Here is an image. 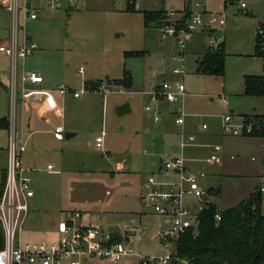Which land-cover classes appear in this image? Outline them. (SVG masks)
Instances as JSON below:
<instances>
[{"label":"rangeland","instance_id":"rangeland-1","mask_svg":"<svg viewBox=\"0 0 264 264\" xmlns=\"http://www.w3.org/2000/svg\"><path fill=\"white\" fill-rule=\"evenodd\" d=\"M183 1L137 0L134 6L138 4V7L132 10L128 7L133 4H128L127 0H62L59 10L47 11L45 19L27 21L26 26L38 47L36 51L40 53L36 66L51 82L75 88L83 87L85 80L100 79L101 83L108 84L106 77L110 80L120 78L127 69L133 77V85L127 89L112 82L105 91H88L87 88L81 95V100L86 98L94 107L92 126L80 131L70 142L64 138L66 144L63 146L58 145L67 157L65 171L59 174L42 171L34 178L35 195L29 199L20 234L23 246L59 237L55 224L62 218L63 211L75 208L88 213L89 224L100 228L102 233L126 225L135 226L137 232L129 246L132 251L144 256L162 253L159 240L154 236L162 218L143 207L137 180L115 168L120 162L145 175L156 172L149 167L150 162L156 164L160 158L166 160L170 154L181 153L179 139L173 137L162 142L159 138L161 133L174 129L173 118L163 117L155 124L144 109L149 97L141 92L152 90L153 85L162 81H180L173 69L182 67L174 60L178 52L175 39L160 37L159 26L165 17L162 15L145 26L142 14L145 9L168 7L174 11L167 16L171 20L184 19L195 3L201 5L194 6L197 11L226 13L225 24L215 25L210 36L202 29L186 34L182 79L185 97L179 102L186 112L201 115L199 122L195 116L188 117L193 126L200 127L204 123L205 132H209L207 138L202 137L203 133L195 136L194 144L227 146L220 164L207 169L213 174L210 175L212 184L221 188V193L211 196V200L225 209L258 190L259 175L264 169V137L226 134L222 129V116L230 109L238 121L243 120L241 114H248L254 108L264 114V97L248 96L243 90V74L264 75V45L263 56L255 54L257 27L262 24L264 32V0H234L226 6L224 0H192L191 6L182 8ZM241 3L245 7H241ZM7 23L8 13L0 7V28ZM210 39L213 48L223 41L226 53L223 76L195 73L197 53ZM126 51H140L142 55L125 56ZM80 66L83 74L77 71ZM129 100L132 110L117 115L116 107ZM101 130L105 133L102 149L95 145V137ZM192 150L198 149L187 148L185 152ZM157 178L165 180L163 176ZM260 210L264 214V190L260 193ZM141 227L148 229L141 232ZM102 264L138 263L130 255L118 262L103 261Z\"/></svg>","mask_w":264,"mask_h":264},{"label":"built area","instance_id":"built-area-1","mask_svg":"<svg viewBox=\"0 0 264 264\" xmlns=\"http://www.w3.org/2000/svg\"><path fill=\"white\" fill-rule=\"evenodd\" d=\"M61 0H44L48 10L60 7ZM133 3L137 0H127ZM36 0H0V6L10 13V28L6 40L0 41V53L5 54L11 61L10 92L12 104L16 101L17 84L19 92L23 94L27 85L35 86L42 82L43 76L37 70H26L24 59L31 55L37 48V44L31 40L26 30V20L38 17ZM195 7L201 6L195 3ZM244 7V3L240 4ZM174 11L167 10L163 13L165 20L159 26V34L162 39L173 37L178 48L174 56L176 62L183 63L185 52V37L188 32L198 29H207L215 25L222 26L226 13L189 11L184 19L171 20L167 16ZM212 45V39L209 41ZM79 67L78 72L82 73ZM174 73H183V67L173 69ZM107 85L99 83L98 90H107ZM87 87L72 89L60 84L57 91L61 95L78 97L86 91ZM149 96L146 109H149L156 101L164 100L174 102L183 100L185 86L182 81H162L154 89L147 92ZM175 121L182 124L186 115L183 106L176 109ZM159 116H155L158 120ZM200 128L205 129L206 124ZM222 129L230 135L248 134L253 129L252 121H234L230 113L222 116ZM61 127H57L54 136L63 138ZM102 135L104 132L102 131ZM180 146L191 138L184 132H180ZM101 144V138H97V145ZM211 151L206 157L208 163L220 161L219 145H211ZM25 150V144L19 139L10 123L7 142V164L5 179L0 190V225L3 231V246L0 248V264H102L118 262L123 257L134 255L138 264H173L172 260L176 252V241L184 233L190 231L194 236L199 233L201 215L211 206L215 207L214 218L219 221L222 208L218 207L209 198V191L202 188L198 178L204 175L203 171L194 174L186 171L183 157H174L164 160L161 169L165 172L172 171L177 178L170 181H158L153 174H148L142 182L140 199L144 208L159 215L162 220L155 237L159 240L162 253L144 256L132 251L129 246L134 241L137 232L135 226L126 225L117 230L119 239H114V231L102 233L97 226L84 222L86 213L78 209L63 211L62 218L57 224L59 232L58 240L53 244H33L23 246L20 240L22 227L29 209V199L33 196L31 177L27 168L22 163L21 154ZM264 190V169L261 172V184L258 187ZM186 262L182 260L179 264ZM187 263V262H186Z\"/></svg>","mask_w":264,"mask_h":264},{"label":"crops","instance_id":"crops-1","mask_svg":"<svg viewBox=\"0 0 264 264\" xmlns=\"http://www.w3.org/2000/svg\"><path fill=\"white\" fill-rule=\"evenodd\" d=\"M232 1L234 0H231L229 2H232ZM226 3L227 2H225L224 0V6H226ZM35 4L38 7V17L36 19H32V21L33 20L41 21L42 19H45L47 15L46 12L49 10L45 7L44 0H36ZM128 4H131V5L133 4L131 6L132 8L138 7V4L134 6V2L133 3L128 2ZM61 5H62V0L60 1V7ZM191 5H192V0H184L182 8H184L185 6H191ZM68 6L71 7V3H69ZM59 8L55 10H59ZM182 8H180L179 10H181ZM193 9H195L194 6H193ZM3 10H5L8 13V23L6 24V27L0 28V41L6 40V37L9 34V28H10V13L5 8H3ZM132 10H134V8ZM159 10L172 11L168 7L149 9V10L145 9L143 11H159ZM205 11H208V10H205ZM208 12H212V11H208ZM218 12H221V11H218ZM28 20H26L25 24L27 23ZM26 30H27V34L29 38L33 40L31 33L29 29L27 28V26H26ZM202 30H205L207 32V35L210 36L214 31V27L210 28L209 30L207 29H202ZM221 42H219V44ZM209 47H212V45H209V42H208V45H204L201 48V52L197 53V59H196L197 65L195 69L196 74L214 76V75L202 74V73L197 72L198 62L201 59L204 52L206 51V49ZM37 49L38 47L34 50V52L31 55H29L28 57L24 59V67L26 70L39 71L43 76V80L41 83L35 86L27 85L28 89L25 92H23V94L19 92L20 84L18 83L16 101L14 102V104H12L11 92H10L11 61L9 57H7L5 54L0 53V62H1L0 63V189H1L2 175L6 169V163H7V159H6L7 158V151H6L7 146L6 145L8 142V134H9L11 122L13 123L14 130L17 132L19 139L22 140L25 144V150L22 152L21 158H22L23 165L27 168V173L31 177V186H33L34 180L38 178V172L43 171L48 174H59L60 172L65 171L68 168L67 157H65V153L62 147L58 146V145L63 146L64 144H66V143H63L64 142L63 140L64 138H66L65 135L67 132L73 133L72 136H70L69 138H66V141L70 142L72 138H76L80 134V131L85 130L87 128L90 129L92 126L91 119L94 113V107L90 104V102L86 98H83L82 100L80 99L81 95L84 94L87 90L81 93L78 97H73L69 94L67 95L59 94L56 89L60 84H63V83H57L55 81L51 82L49 80V76L45 75L42 72L41 68L36 66L37 58L40 56V53H37L36 51ZM29 58H30L29 60L30 63L28 62ZM28 64H32V66H36V67L29 68L27 66ZM179 64H181L183 67L184 61L183 63H179ZM224 68H225V61H224ZM124 73H127V76L129 77L128 86H125L124 83L121 81ZM184 73L185 72H183L182 74L181 73H175V74L179 75L180 81H182ZM244 73H247V72H244ZM82 74H83V71H82ZM245 75H252V74H243V85H244ZM106 79H107L106 83L108 84H111L112 82H114V84H119L127 89L131 88L133 85V77L131 75V72L127 69L123 70L122 77L120 78H113V80H110L108 77H106ZM100 81H101L100 79L99 80H85L83 82V85L88 88V91L98 90L97 88H95V85ZM157 85L158 84L153 85L151 89H154ZM66 87H69L72 89H79V88H75L72 86H66ZM243 90H244V87H243ZM147 92L148 90H143V92L141 93L147 96L148 95ZM3 97H5L4 104L2 102ZM129 101H130L129 102L130 109L128 112L132 110V102L131 100ZM179 101L180 100H177L174 102H167V101L160 99L156 101L149 109H146V106H144V109L150 114L155 124H158L163 117L173 118L174 129L167 130L166 132L161 133L162 135L159 138L160 140H163L162 142L164 141L168 142L173 137L179 139V148H180L181 153L180 155L170 154L167 157L168 158H174V157H179V156L183 157L185 168H186V171L188 172L198 174L200 171H203L204 175L198 178V183L202 188H205L209 191V198L211 200V196L213 195L217 196L221 193V188H220V185L212 184V179L210 175L213 176V174H211V172H209L207 169L208 167H211L213 165L220 164V162L223 159V156L226 155L225 151H227V146L224 145L222 146L223 148L220 147V150L218 151V155L220 157L219 162L208 163L205 159L211 151L210 146L212 144L210 145L194 144L192 140L194 139L195 136L200 135L201 133H203L202 137L207 138V136L209 135V132H205L206 128L202 129L200 127H194L193 124L191 123V120L188 119V117L195 116L199 122L202 119V117L201 115H195L193 113L191 114L190 112L189 113L186 112L184 109V106L182 105L186 115L184 116V121L181 125L176 123L175 121L176 109L178 106L181 105ZM224 103L225 104L227 103L226 99H224ZM229 113L232 115L234 121H238L236 120V114L234 113L232 109L229 110ZM252 114L264 115L263 113L258 112L256 108H254L252 112L248 114H241L240 117L242 118L245 115H252ZM156 115L159 116L158 120H155ZM57 127H61L63 130L62 139H57L54 136V131ZM102 131L104 132V130H101L100 134L95 137V145H97V138L98 137L101 138V144L99 145L101 149L103 147V136L105 135V133L103 135L101 134ZM181 131L187 135H191V138L186 141V144L183 147L180 146V142H181L180 132ZM89 133H91V130H89ZM241 135L245 136L244 134H241ZM233 136H236V135H233ZM157 142L158 141L155 140V143ZM155 143L154 141L152 142V144H155ZM187 148H196L198 150L197 151L192 150V151H189V153H187L185 152ZM58 149L60 150L58 151ZM79 149L80 147L77 146V150ZM77 150L75 151L72 150V151L76 152ZM106 151L109 152L108 150ZM229 158L232 159L233 155H229ZM163 161L164 160L160 158V161L156 164L154 162H150L149 167H151V169H154L156 172H151L148 174H153L158 181L175 180L177 176L174 172L172 171L165 172L161 169V164ZM115 168L116 170H118V172L126 171L127 174L131 175V177H134V179L137 180L138 185L140 187V191H139V195H140V192L142 189V182L148 174L144 175L143 173L139 171L136 172L132 170L130 166H124L120 162L116 164ZM160 176L165 177V180L157 178ZM204 178H208L210 180H208V182H204L203 180ZM259 178L261 181V174L259 175ZM260 181H259V184H261ZM32 189H33V196L31 198H33L35 195L34 188ZM233 206H230V207H233ZM90 221H91L90 215L86 213L84 222L90 223ZM58 222L55 224L57 235L59 234L58 229H57ZM51 224H54V223L51 222ZM147 229H148L147 227L140 228L141 232H144ZM117 230L118 228L111 229L108 232L117 231ZM57 240H58V236L47 239V240H41V241L38 240V242H35V244H39V243L53 244ZM131 256H134V255H131ZM137 263H138V260H137Z\"/></svg>","mask_w":264,"mask_h":264},{"label":"trees","instance_id":"trees-1","mask_svg":"<svg viewBox=\"0 0 264 264\" xmlns=\"http://www.w3.org/2000/svg\"><path fill=\"white\" fill-rule=\"evenodd\" d=\"M231 0H225L229 2ZM188 7V6H187ZM133 9L132 7H128ZM165 11H143L144 25L157 21ZM187 14V13H186ZM263 27H257L255 54L263 56ZM125 56H140V51H126ZM226 53L223 42L215 48L206 49L198 62L197 72L223 76ZM129 85V77L124 73L121 80ZM244 94L264 97V75H245ZM245 121H252L253 129L244 135L264 137V115H245ZM5 179L2 175L1 189ZM0 189V190H1ZM260 191L255 190L233 207L223 209L219 221L214 218L215 207L211 206L201 215L199 233L190 231L176 241L173 264L182 260L187 264H262L264 263V214L260 210ZM119 239L117 231L112 233ZM3 246V231L0 225V248Z\"/></svg>","mask_w":264,"mask_h":264},{"label":"water","instance_id":"water-1","mask_svg":"<svg viewBox=\"0 0 264 264\" xmlns=\"http://www.w3.org/2000/svg\"><path fill=\"white\" fill-rule=\"evenodd\" d=\"M129 109H130L129 108V103L126 102L124 104H121V105L117 106L116 109H115V112H116L117 115L120 116V115H124L126 112H128ZM72 134L73 133H71V132H67L65 137L69 138L70 136H72Z\"/></svg>","mask_w":264,"mask_h":264}]
</instances>
